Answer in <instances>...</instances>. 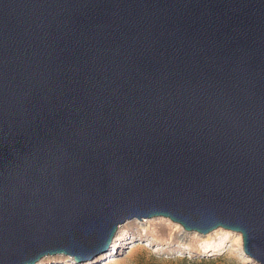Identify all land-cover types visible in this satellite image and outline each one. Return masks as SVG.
Masks as SVG:
<instances>
[{
    "label": "water",
    "instance_id": "obj_1",
    "mask_svg": "<svg viewBox=\"0 0 264 264\" xmlns=\"http://www.w3.org/2000/svg\"><path fill=\"white\" fill-rule=\"evenodd\" d=\"M157 217L264 264V0H0V264Z\"/></svg>",
    "mask_w": 264,
    "mask_h": 264
},
{
    "label": "rangeland",
    "instance_id": "obj_2",
    "mask_svg": "<svg viewBox=\"0 0 264 264\" xmlns=\"http://www.w3.org/2000/svg\"><path fill=\"white\" fill-rule=\"evenodd\" d=\"M118 228L111 250L92 261L50 254L34 264H255L242 254L240 236L220 228L201 236L162 217L130 220Z\"/></svg>",
    "mask_w": 264,
    "mask_h": 264
},
{
    "label": "bare ground",
    "instance_id": "obj_3",
    "mask_svg": "<svg viewBox=\"0 0 264 264\" xmlns=\"http://www.w3.org/2000/svg\"><path fill=\"white\" fill-rule=\"evenodd\" d=\"M132 220H136V219H132ZM125 222H126V221H125ZM125 222H124V223H125ZM120 225H121V224H120ZM118 226H119V225H118ZM118 226H117V228H116V230H115V232H114V234H113V236H112V238H111V241H112L113 237L116 236V234L118 233V230L120 229V228H118ZM218 229H219V228H217V229H215V230L217 231ZM215 230H212L211 232L205 234V236H209V235L213 234V233L215 232ZM213 231H214V232H213ZM203 236H204V235H203ZM111 241H110V244H111ZM238 241H239V240H238ZM116 243H117V242H114L115 245H114V244H113V245L116 246ZM240 243H241V242H240ZM110 244H109V249H108L107 252H109V251L111 250V246H110ZM114 246H113V247H114ZM114 248H115V247H114ZM114 248H113V249H114ZM102 255H104V254H99L96 258H98V257H100V256H102ZM44 257H45V255L42 256V257H41L40 259H38V260L40 261V260H42ZM38 260H37V261H38ZM37 261H36V262H37ZM39 261H38V262H39Z\"/></svg>",
    "mask_w": 264,
    "mask_h": 264
}]
</instances>
